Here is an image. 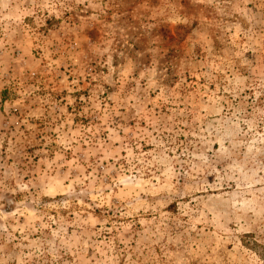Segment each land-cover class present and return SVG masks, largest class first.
Listing matches in <instances>:
<instances>
[{
  "label": "rangeland",
  "instance_id": "1",
  "mask_svg": "<svg viewBox=\"0 0 264 264\" xmlns=\"http://www.w3.org/2000/svg\"><path fill=\"white\" fill-rule=\"evenodd\" d=\"M0 264H264V0H0Z\"/></svg>",
  "mask_w": 264,
  "mask_h": 264
}]
</instances>
